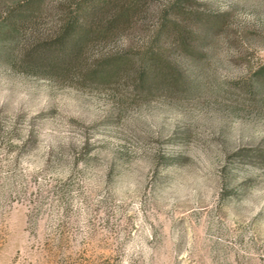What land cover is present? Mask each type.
Returning a JSON list of instances; mask_svg holds the SVG:
<instances>
[{
	"label": "rangeland",
	"instance_id": "rangeland-1",
	"mask_svg": "<svg viewBox=\"0 0 264 264\" xmlns=\"http://www.w3.org/2000/svg\"><path fill=\"white\" fill-rule=\"evenodd\" d=\"M71 1L0 0V264H264V0H142L81 68L12 60L2 9L43 39Z\"/></svg>",
	"mask_w": 264,
	"mask_h": 264
},
{
	"label": "trees",
	"instance_id": "trees-1",
	"mask_svg": "<svg viewBox=\"0 0 264 264\" xmlns=\"http://www.w3.org/2000/svg\"><path fill=\"white\" fill-rule=\"evenodd\" d=\"M141 1L118 3V0H72L60 9L61 16L56 31L43 39L36 33V21L32 12H25L16 5L4 7V18H10L14 12H19V17L11 23L16 32V39L10 50L11 58L23 62L26 68L55 69L64 74L71 69L81 68V62L86 58L85 48L113 39L117 26L129 19ZM130 58L126 53L103 56L86 67V72L110 75L130 62ZM157 58L159 59V55L150 53L137 59V82L142 83L148 78L151 69L160 65ZM257 71L264 76V64Z\"/></svg>",
	"mask_w": 264,
	"mask_h": 264
}]
</instances>
